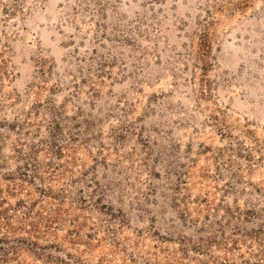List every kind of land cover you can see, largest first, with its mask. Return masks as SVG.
I'll list each match as a JSON object with an SVG mask.
<instances>
[{
  "label": "rangeland",
  "instance_id": "1",
  "mask_svg": "<svg viewBox=\"0 0 264 264\" xmlns=\"http://www.w3.org/2000/svg\"><path fill=\"white\" fill-rule=\"evenodd\" d=\"M0 264H264V0H0Z\"/></svg>",
  "mask_w": 264,
  "mask_h": 264
}]
</instances>
